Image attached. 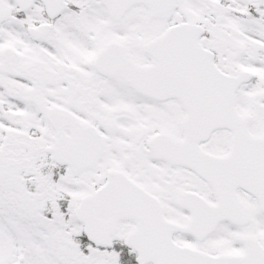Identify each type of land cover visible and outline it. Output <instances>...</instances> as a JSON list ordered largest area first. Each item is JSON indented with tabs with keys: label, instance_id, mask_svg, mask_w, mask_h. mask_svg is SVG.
<instances>
[{
	"label": "snow or ice",
	"instance_id": "6c2138e0",
	"mask_svg": "<svg viewBox=\"0 0 264 264\" xmlns=\"http://www.w3.org/2000/svg\"><path fill=\"white\" fill-rule=\"evenodd\" d=\"M0 264H264V0H0Z\"/></svg>",
	"mask_w": 264,
	"mask_h": 264
}]
</instances>
